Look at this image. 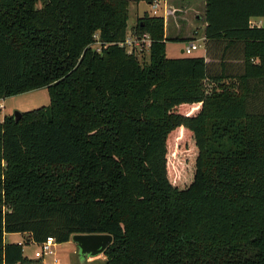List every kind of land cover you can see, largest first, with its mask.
Returning a JSON list of instances; mask_svg holds the SVG:
<instances>
[{
	"label": "trees",
	"instance_id": "obj_1",
	"mask_svg": "<svg viewBox=\"0 0 264 264\" xmlns=\"http://www.w3.org/2000/svg\"><path fill=\"white\" fill-rule=\"evenodd\" d=\"M205 2L203 56L168 58L148 15L141 63L132 0H0V100L50 99L0 122V264L29 263L6 234L111 235L105 264H264V0Z\"/></svg>",
	"mask_w": 264,
	"mask_h": 264
},
{
	"label": "rangeland",
	"instance_id": "obj_2",
	"mask_svg": "<svg viewBox=\"0 0 264 264\" xmlns=\"http://www.w3.org/2000/svg\"><path fill=\"white\" fill-rule=\"evenodd\" d=\"M154 1V0H153ZM150 0H132V3L129 6V18L127 23L128 34L134 37L135 35H139L136 30L137 23L141 20H144L148 15L152 16V12L150 11L149 5L153 2ZM140 4V9L138 10V14L134 15L133 5ZM160 14L162 15V11L160 10ZM176 12L171 15L169 19V28L168 35L164 37L166 40V53L168 58H179L182 56H187L182 53L181 50L185 49L187 45V40H185L189 35H192L191 38L197 39V43L200 46L198 51L193 52L190 57L199 56L202 54L204 49V42L201 40L202 35L200 36V25L194 19H191L192 23L197 25L198 28L191 29L187 24L181 25V30L176 32V28L173 24H176V21L180 20L176 17ZM182 22V20H180ZM195 29V30H194ZM192 32V33H191ZM165 36V29H164ZM139 61L141 63H148V52L138 55ZM251 88L254 89V93L251 95L249 99V108L253 112H264V81L253 80L250 82ZM207 93L211 95L219 90L227 89L233 93H242V89H240V85L237 82H223L220 86L218 82L208 81L206 82ZM0 105L3 106V109L0 110V122L4 121L6 116H14L16 111L24 113L29 111H34L39 108L48 107L50 105V99L47 92V89H39L29 93L12 96L9 98H5L0 100ZM8 235L7 243L10 241H21L24 245V256L28 258H34L35 252L40 250L38 245H34L25 241V237L22 234H10ZM55 255L60 260V264H105L104 255H99L98 257H90L83 256L79 253V249L76 243L72 240L68 243L57 244L55 247ZM52 257H47L43 261H48L51 264L53 263ZM84 261V262H82ZM35 264H38L35 262Z\"/></svg>",
	"mask_w": 264,
	"mask_h": 264
},
{
	"label": "crops",
	"instance_id": "obj_3",
	"mask_svg": "<svg viewBox=\"0 0 264 264\" xmlns=\"http://www.w3.org/2000/svg\"><path fill=\"white\" fill-rule=\"evenodd\" d=\"M153 1V0H150ZM161 2V11L162 14H164V8L167 9L169 16L167 17V20H165V37H167L168 35V28H169V19L171 17V15H173L174 12H176V17L180 20H182V22L180 20L176 21V24H173L176 28V32H179L181 30V25L182 24H187V26H189V28L193 29H197L198 26L200 25V27L198 29H200V36L201 40L204 42V49L203 52L201 54V56H203L205 54V50H206V39H205V28H206V22H205V13H206V2L205 0H158ZM140 4L138 3V5H133V14L136 15L138 14V10L140 9ZM150 9H151V5H149ZM151 11V10H150ZM191 19H194L198 24V26L194 23H192V21H190ZM251 24L253 26H257V27H262L264 26V19L261 18H254L251 20ZM194 29V30H195ZM192 33V32H191ZM192 35H189L185 40L190 41V40H197L195 38H191ZM181 52L183 53V49L181 50ZM11 236L10 234H6L5 235V243H7V237ZM22 236L25 237V241H28L31 244L34 245H38L34 242H32L30 240V236L28 234H22ZM9 244H19L22 245L23 247V243L21 241H10ZM36 253V252H35ZM23 254H24V247H23ZM25 257V256H24ZM26 259L29 260V263L26 264H35V262H37L38 264H51L48 261H41L40 259L37 258H28L25 257Z\"/></svg>",
	"mask_w": 264,
	"mask_h": 264
},
{
	"label": "built area",
	"instance_id": "obj_4",
	"mask_svg": "<svg viewBox=\"0 0 264 264\" xmlns=\"http://www.w3.org/2000/svg\"><path fill=\"white\" fill-rule=\"evenodd\" d=\"M151 12L152 16H160L161 10V2L158 0H154L151 4ZM164 20H167L169 13L166 8H164V14H162ZM126 48L127 52L130 54L135 53L137 56L139 54H143L148 52L151 46V39L148 34H143L142 36L135 35L132 37L131 35H127L126 41L121 45ZM200 46L197 43V40H190L187 42L183 53L187 56L191 55L193 52L198 51ZM3 109V106L0 105V110ZM40 250L35 253V258L44 260L47 257H52L54 264H60V260L55 255V247L57 246L54 239L49 238L46 242L39 244Z\"/></svg>",
	"mask_w": 264,
	"mask_h": 264
},
{
	"label": "water",
	"instance_id": "obj_5",
	"mask_svg": "<svg viewBox=\"0 0 264 264\" xmlns=\"http://www.w3.org/2000/svg\"><path fill=\"white\" fill-rule=\"evenodd\" d=\"M22 118V113L16 111L14 119L18 122ZM77 244L79 253L83 256L98 257L103 255L107 248L113 242V237L106 234H88V235H74L71 239ZM84 262V261H82Z\"/></svg>",
	"mask_w": 264,
	"mask_h": 264
}]
</instances>
